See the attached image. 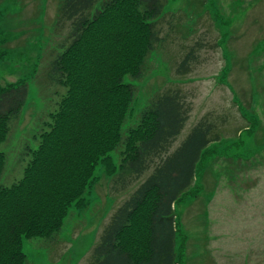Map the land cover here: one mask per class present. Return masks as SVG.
Here are the masks:
<instances>
[{"label":"rangeland","instance_id":"rangeland-1","mask_svg":"<svg viewBox=\"0 0 264 264\" xmlns=\"http://www.w3.org/2000/svg\"><path fill=\"white\" fill-rule=\"evenodd\" d=\"M59 5L60 0H0V82L25 79L29 85L27 103L0 146L5 185L23 178L26 146L68 90L46 73L51 51L62 40L55 33ZM112 27L109 19L86 40L82 76L100 68V55L113 46ZM157 28L164 40L145 59L144 77L134 80L127 125L141 118L154 96L179 88L192 110L171 151L201 121L221 135L175 206L179 264H264V0H167ZM70 29L67 23L61 32ZM141 43L132 35L121 51L133 52ZM192 48L196 58L181 72ZM94 171L95 182L51 237L23 239L26 264H93L94 247L113 212L151 173L124 187L113 183L106 164Z\"/></svg>","mask_w":264,"mask_h":264},{"label":"trees","instance_id":"trees-1","mask_svg":"<svg viewBox=\"0 0 264 264\" xmlns=\"http://www.w3.org/2000/svg\"><path fill=\"white\" fill-rule=\"evenodd\" d=\"M166 3L60 0L55 33L62 40L59 50L51 51L46 73L68 90L51 121L43 123L34 143L26 146L29 160L18 182H1L6 154L0 150V264L27 263L23 239L51 237L63 225L71 207L80 205L85 190L95 182L98 163L106 164L113 183L122 182L124 187L151 173L113 212L94 247L93 264H179L175 206L192 186L207 148L221 135L212 132L210 122L201 121L171 151L192 110L179 88L154 96L139 120L126 123L134 80L144 77L145 59L164 40L157 27ZM109 19L113 46L100 55L96 72L82 76L84 44ZM67 23L71 29L63 35ZM132 35L142 43L133 52H122ZM194 56L192 48L181 72L187 73ZM28 96L25 79L0 82V146Z\"/></svg>","mask_w":264,"mask_h":264}]
</instances>
